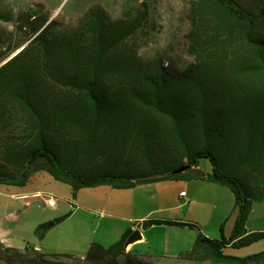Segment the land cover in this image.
I'll return each mask as SVG.
<instances>
[{
  "label": "trees",
  "instance_id": "obj_1",
  "mask_svg": "<svg viewBox=\"0 0 264 264\" xmlns=\"http://www.w3.org/2000/svg\"><path fill=\"white\" fill-rule=\"evenodd\" d=\"M142 6L116 19L92 7L71 30L32 19L31 11L17 16L30 42L0 67V182L23 186L46 171L74 190L106 183L128 189L205 178L188 172L209 157L208 179L228 186L239 207L232 238L200 232L190 250L151 257L126 250L128 229L108 247L93 242L84 257L0 244V264L264 261V253H224L227 245L264 237L246 227L252 201L264 199V0H193L194 60L181 70L163 60L152 67L127 47L148 18L147 3ZM14 19L0 5V20ZM9 52L0 49V61ZM160 225L199 228L172 219L143 222L144 228ZM47 229L42 224L37 231L44 236Z\"/></svg>",
  "mask_w": 264,
  "mask_h": 264
},
{
  "label": "rangeland",
  "instance_id": "obj_2",
  "mask_svg": "<svg viewBox=\"0 0 264 264\" xmlns=\"http://www.w3.org/2000/svg\"><path fill=\"white\" fill-rule=\"evenodd\" d=\"M193 0H0L4 10L13 11L15 19L12 21L0 20V49L9 52L0 61V67L17 53L30 40L26 27L20 28L17 16L26 11L35 17L58 22L62 30H71L82 24V21L92 7H102L112 18L130 17L137 14L143 3H147L149 15L142 28L127 43L129 49H134L142 59L155 67L161 60L174 70H181L194 60L190 51L188 34L191 28L190 7ZM20 44V45H19ZM19 45V46H17ZM9 59V60H7ZM4 134L0 132V140ZM198 169L193 168L189 175L200 174L205 178L191 177L183 180L189 181L188 193H181L184 186L180 180H167L165 186L157 188L137 189L128 188L117 190L112 185L100 184L86 186L74 190L66 182L54 179L48 172L39 171L23 186L9 182H0V224L3 214L17 208L18 202L12 198L13 194L41 190L56 197L57 206L49 207L41 204L33 214L29 213L30 221L48 224V231L44 234L48 250L53 253H67L81 256L86 253L87 240H102L105 246H110L118 239L113 235L121 232L122 217H139L148 214L150 218L158 216H179L178 210L166 213L157 211L161 205L162 195L172 202L174 197L198 200L200 203L193 208L191 214L197 218L199 228H194L198 235L200 232L212 236L219 241L230 240L233 236L235 222L239 214L235 197L231 189L220 183L208 179L213 172L212 161L209 157L199 160ZM153 194L158 200L153 198ZM183 203V201H181ZM8 208H4V207ZM32 213V212H31ZM148 218V217H147ZM57 220L58 222L54 223ZM137 222L134 219L131 224ZM52 224V225H51ZM24 221L13 222V218L5 219L2 226L19 229L27 226ZM250 232H264V199H256L251 203L246 222ZM123 230V229H122ZM159 233V232H158ZM26 235V232H24ZM120 234V233H119ZM162 240L163 235L158 234ZM36 242L41 241L34 236ZM113 240V241H111ZM116 240V241H115ZM98 242V241H95ZM142 246V250H147ZM51 252V251H49ZM80 252V253H75ZM224 253L236 257H248L264 253V237L248 243L227 245ZM166 264L181 263V261L162 260ZM213 264V263H204ZM253 264H264L256 262Z\"/></svg>",
  "mask_w": 264,
  "mask_h": 264
},
{
  "label": "crops",
  "instance_id": "obj_3",
  "mask_svg": "<svg viewBox=\"0 0 264 264\" xmlns=\"http://www.w3.org/2000/svg\"><path fill=\"white\" fill-rule=\"evenodd\" d=\"M166 182L167 180L153 182V183H144L137 185L136 187L133 188L151 190L153 187L154 188L158 187L159 189L160 187L165 186V184H167ZM180 182H183L180 184L184 186L183 188H181L180 192L187 194L189 191L188 185L191 183L189 181L184 182L183 180H180ZM113 188L117 190H122L115 187ZM2 193L3 192L0 191V194ZM37 193H44V192H42L41 190H36L33 192L24 191L12 195L13 196L12 198L15 197V199L17 200L18 207L9 210L6 216L3 214V216L1 217L2 219L0 224V244L9 247L19 248V249L33 247L37 250H42L49 254H67V253H53L52 251L54 250H48L47 243L45 240L42 243L44 236H40L37 229L40 225L46 224L45 222H43L44 218L41 217L42 220H39V222L30 221L29 216L33 214V210H35L41 204L45 205L44 200L41 197H39ZM153 198L158 200V197L155 194H153ZM161 200H162L161 205L159 206V208L156 209L157 211L166 213L170 210H178L179 216H175V217L158 216L155 218L172 219L181 222L197 223L198 220L197 218H195L194 214H191V211L193 208L197 207L198 204H203V203H200L196 199L190 200L189 202H187L185 199H181V201H183L182 203L179 197L177 196L174 197L172 202H169V199L166 198L164 195H162ZM4 208L6 209L8 207L6 206ZM29 213L31 215H29ZM151 213L152 211L149 212L148 214H141L139 217H134V218L122 217L121 220L123 224L120 223L121 232L119 231L120 234L117 233L113 235L112 239L119 240L128 229H132V233L139 230L141 233V238L131 243L129 246H127L128 251H132L140 255L151 256V257H157V256L175 257L187 250H190L193 247L197 237L199 236L197 231H195L194 227L188 225L186 226L160 225V226H153L150 228H144L143 222L144 220L150 218L149 215ZM8 218L9 219L13 218V222L18 221L21 223V221H24L25 223H28V225L24 226L23 228L20 227L19 229H12V228L3 229L4 227L2 226V222ZM134 219H136L137 222H134V224L132 225L131 222ZM54 223H56V221H54ZM24 232H26V235L24 234ZM158 232L163 235L162 240L159 238L160 236L158 235L159 234ZM206 234L208 235L209 233L207 232ZM34 236H37L41 241L36 242ZM95 241H98V243L100 244L101 243L106 244V242L102 240H98V239L94 240L91 238L90 240H87L86 253L90 245ZM142 246H146L149 249L142 250ZM75 253H80V252H75ZM86 253H81L80 257H84Z\"/></svg>",
  "mask_w": 264,
  "mask_h": 264
},
{
  "label": "water",
  "instance_id": "obj_4",
  "mask_svg": "<svg viewBox=\"0 0 264 264\" xmlns=\"http://www.w3.org/2000/svg\"><path fill=\"white\" fill-rule=\"evenodd\" d=\"M25 47V46H24ZM23 47V48H24ZM20 51V50H19ZM18 51V52H19ZM17 52V53H18ZM17 53L15 54H12L10 57H8L9 59H11L13 56H15ZM7 59V60H9ZM190 167L189 164H186V165H183L182 167H180L179 169L175 170L174 173H181V172H184L186 171L188 168ZM141 238V233L139 230L135 231L134 233H132L129 238L127 239V242H126V247L129 246L131 243L135 242L136 240L140 239Z\"/></svg>",
  "mask_w": 264,
  "mask_h": 264
},
{
  "label": "built area",
  "instance_id": "obj_5",
  "mask_svg": "<svg viewBox=\"0 0 264 264\" xmlns=\"http://www.w3.org/2000/svg\"><path fill=\"white\" fill-rule=\"evenodd\" d=\"M37 195L44 200L46 206L55 207L57 205L56 197L46 193H37ZM126 250L128 251V248Z\"/></svg>",
  "mask_w": 264,
  "mask_h": 264
}]
</instances>
